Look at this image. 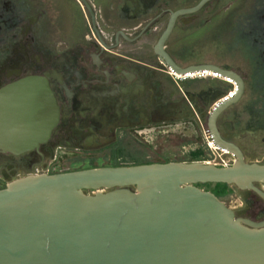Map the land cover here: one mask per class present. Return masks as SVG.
Wrapping results in <instances>:
<instances>
[{
	"label": "water",
	"instance_id": "1",
	"mask_svg": "<svg viewBox=\"0 0 264 264\" xmlns=\"http://www.w3.org/2000/svg\"><path fill=\"white\" fill-rule=\"evenodd\" d=\"M210 0L172 11L154 50L186 75L212 70L237 90L207 117L229 165L169 161L28 175L0 189V264H264V217L237 216L197 183L251 190L264 200V163L247 162L216 126L243 93L244 80L211 63L178 66L163 50L178 16ZM47 79L27 75L0 88V150L18 153L46 141L58 122ZM219 150V149H218Z\"/></svg>",
	"mask_w": 264,
	"mask_h": 264
},
{
	"label": "flooded vegetation",
	"instance_id": "2",
	"mask_svg": "<svg viewBox=\"0 0 264 264\" xmlns=\"http://www.w3.org/2000/svg\"><path fill=\"white\" fill-rule=\"evenodd\" d=\"M69 1L78 8L83 25L77 32L67 30L66 36H58L61 29L54 28L55 18L48 16V12L57 14L59 6L54 0H36L31 9L23 0L26 17L11 1H0V34L4 31L7 35L0 40V88L27 75L43 76L53 91L59 112L58 122L46 141L18 153L0 150V189L28 175L75 171L71 166L77 163L81 169H87L93 168L94 162L104 163L99 167L168 162L150 160L151 142L171 132H180L185 137L196 135L195 122L206 111L200 96L193 101L197 102L194 109L179 86L177 89L183 96L177 100H172L177 95L175 89L167 94L159 90L167 78L181 77L172 74L154 45L171 12L190 6L172 8L170 0ZM212 1L221 0H210L196 12L178 16L164 41L163 50L178 66L184 67L168 47L177 21L199 12ZM43 34L50 35L49 41L43 40ZM233 90L234 86L228 93ZM218 100L206 112L207 138L210 135L207 117ZM229 106L217 118L216 126L221 138L239 147L247 161L246 151L236 139L243 132L235 129V117L229 118L226 111ZM181 122L184 127L186 122L190 123L188 132L179 129ZM261 129V126L256 129L261 133L257 140L260 142L264 141ZM248 141L253 143L252 138ZM208 144L217 149L211 135ZM223 153L233 157V162L232 153ZM49 167L51 172L43 171ZM240 192L252 194L261 205L255 214L250 199L246 208L255 216L236 215L255 221L262 219L264 200L251 190Z\"/></svg>",
	"mask_w": 264,
	"mask_h": 264
},
{
	"label": "rangeland",
	"instance_id": "3",
	"mask_svg": "<svg viewBox=\"0 0 264 264\" xmlns=\"http://www.w3.org/2000/svg\"><path fill=\"white\" fill-rule=\"evenodd\" d=\"M8 1H11L19 13L24 14L23 0ZM25 1L30 4L29 9H31L36 0ZM43 1L48 2V0ZM54 1L59 6L57 14L48 12V16L52 17L53 15L55 18V22H52L54 28L61 29L58 31V36L64 34L66 36L68 31H79L83 24L78 8L69 0ZM197 1L170 0L169 4L172 8H177L194 5ZM27 14L28 12L24 14V17ZM165 21L164 18V23ZM6 38L7 35L3 31L0 34V40ZM42 38L44 41H49L50 35L43 34ZM1 46L2 42H0V49ZM168 47L182 66L213 63L226 66L242 75L245 81L243 93L226 111L230 119L235 117L234 121L237 126L235 129L240 133L241 130L243 132L236 139L246 151L247 162L264 163V141H257L261 138V133L256 131L260 126L261 131L264 130V0L212 1L199 12L184 16L177 21L168 40ZM182 78L178 79L172 76L167 78V82L159 85V90H163L167 94L175 89L177 95L172 100H177L179 96H183L177 89L179 86L185 91V97L194 109H196L194 103L197 102L193 101L200 96L204 102L203 106L206 105V111H204V116L198 117L195 122L196 135L185 137L180 132H171L164 137L154 139L149 145L152 150L150 160L202 161L217 166L229 165L233 157L231 158L223 151L208 144L205 118L207 110L221 96L228 93L233 85L222 78L212 76ZM186 123V127H184L181 122L179 129L188 132L190 123ZM175 126L172 127L173 130H175ZM262 133L264 134V132ZM251 138L252 144L248 141ZM92 165L99 167L104 163L94 162ZM71 167V170H76L81 169L82 166L77 163ZM43 171H50V167ZM196 186L212 193L214 190L220 189V186L218 187L216 183L212 182L197 183ZM221 188H223L222 193L217 197L235 213L255 216L257 209H260L261 202L252 197V194L240 192L227 184ZM262 188L264 189V184H262ZM250 199L251 205L256 208L255 214L248 213L246 208Z\"/></svg>",
	"mask_w": 264,
	"mask_h": 264
},
{
	"label": "bare ground",
	"instance_id": "4",
	"mask_svg": "<svg viewBox=\"0 0 264 264\" xmlns=\"http://www.w3.org/2000/svg\"><path fill=\"white\" fill-rule=\"evenodd\" d=\"M163 61V60H162ZM172 72V71H171ZM207 72V73H206ZM213 71L212 70H209V71H206V70H204V71H194V72H190V73H187L186 75H181V74H179L178 75V73L176 74V73H174V72H172V74H174L175 76H177V77H190L191 75H193V77H195V76H202V77H206V76H214V75H212V74H217V75H219L218 73H212ZM222 79H224L225 81H227V82H229V83H232V85L234 86V90L232 91V92H230V93H228V95H226L227 96V98L229 97V95L231 94L232 96H234V94L236 93V88H237V86H238V84H237V80H234V79H232V78H230V77H227V76H222V75H219ZM217 77V76H216ZM219 78V77H218ZM230 79H232V80H230ZM224 98V97H223ZM223 98H221L220 100H218V102L215 104L216 105V107L217 106H219L220 104H221V102L222 101H224L225 100V98H224V100H222ZM222 100V101H221ZM221 101V102H220ZM208 138H210V135H209V133H208ZM210 140V139H209ZM216 140H217V138H215V140H213V142H214V144H216ZM211 142V141H210ZM216 147H217V149H219V150H221V151H223V152H228V150H226V149H221L220 147L218 148V146H217V144H216ZM231 153V152H230ZM211 164V163H210Z\"/></svg>",
	"mask_w": 264,
	"mask_h": 264
},
{
	"label": "trees",
	"instance_id": "5",
	"mask_svg": "<svg viewBox=\"0 0 264 264\" xmlns=\"http://www.w3.org/2000/svg\"><path fill=\"white\" fill-rule=\"evenodd\" d=\"M216 185L219 187L220 186V189H217V190H214V193L216 195H220V193H222L221 191L223 190V188H221L222 186H226V184H223V183H216Z\"/></svg>",
	"mask_w": 264,
	"mask_h": 264
},
{
	"label": "built area",
	"instance_id": "6",
	"mask_svg": "<svg viewBox=\"0 0 264 264\" xmlns=\"http://www.w3.org/2000/svg\"><path fill=\"white\" fill-rule=\"evenodd\" d=\"M212 77H216V76H212Z\"/></svg>",
	"mask_w": 264,
	"mask_h": 264
}]
</instances>
